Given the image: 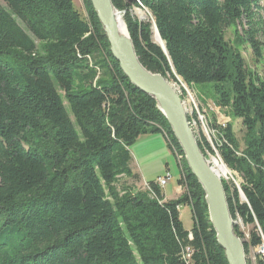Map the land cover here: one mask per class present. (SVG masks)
<instances>
[{"label": "trees", "instance_id": "trees-1", "mask_svg": "<svg viewBox=\"0 0 264 264\" xmlns=\"http://www.w3.org/2000/svg\"><path fill=\"white\" fill-rule=\"evenodd\" d=\"M111 2L147 70L207 89L241 121L242 149L231 123L210 126L222 162L242 179L240 191L222 182L248 238L234 232L245 254L255 251L264 238V0ZM82 4L86 16L72 0L0 2V264H228L167 119L123 74L90 0ZM133 5L152 22L134 18ZM237 24L232 45L225 32ZM150 133L164 135L176 158L185 189L175 200L155 181L137 189L129 147ZM198 147L213 153L205 138ZM181 206L190 207V230Z\"/></svg>", "mask_w": 264, "mask_h": 264}, {"label": "water", "instance_id": "water-1", "mask_svg": "<svg viewBox=\"0 0 264 264\" xmlns=\"http://www.w3.org/2000/svg\"><path fill=\"white\" fill-rule=\"evenodd\" d=\"M90 3L102 26L110 53L123 74L131 84L156 101L160 112L167 119L172 133L184 153L189 170L204 192L209 221L227 263L247 264L243 248L244 241L234 232L237 222L230 215L221 178L214 173L208 160L200 151L188 126L187 113L179 95L166 78L161 74L147 70L140 63L127 28L125 36L119 32L116 21L119 17L123 18L124 12L115 9L111 0H90ZM154 28L159 36L156 27ZM160 47L167 54L163 41ZM240 198L245 201L241 192Z\"/></svg>", "mask_w": 264, "mask_h": 264}, {"label": "rangeland", "instance_id": "rangeland-1", "mask_svg": "<svg viewBox=\"0 0 264 264\" xmlns=\"http://www.w3.org/2000/svg\"><path fill=\"white\" fill-rule=\"evenodd\" d=\"M72 2L74 4V7L80 12V14H82V16H86L82 0H72ZM130 13L139 22H152V17L150 13L141 7H136L134 5L131 6ZM152 30L154 31V25H152ZM235 30H237L238 34L240 35L242 26L240 24H237L236 27H229L225 32L226 39L232 45L236 44L235 41L237 36L235 34ZM153 41L156 43L154 38ZM262 41L264 42V38H262ZM239 50L242 53L246 66L249 69H256L253 63V56L250 47L247 44H243L239 46ZM257 69L260 72L259 66ZM177 79L178 81H174L173 79L167 78V81L170 83L172 88L176 91L180 99L183 101V106L187 113L188 126L194 136V139L198 144L200 139L205 138L209 145L213 146V153L211 154L206 151L204 157L208 160L211 167L212 158L219 160V162H221L228 170L226 176L220 177L221 181L232 183L240 191V184L242 182V179L237 172L230 170L222 162L216 148V144L219 143L217 130L210 126V121L214 119L215 123L221 126H224L226 123H231L238 145L242 149L245 146V130L241 124V121L238 119H234L228 109H220L219 107L214 106L211 94L207 89H201V87L197 85L188 86L180 78ZM67 110L70 116L72 117L69 108H67ZM190 112L192 118L188 120V114ZM144 144L146 145V147L149 146V148L142 150V154L141 156H139V160H137V163L135 161L134 169L136 171L141 169L142 171L151 175L155 180L158 179L157 176L164 177L168 173L170 178L169 181L166 183L167 194L173 195L175 193L176 195L178 193L179 188V186L177 188L179 170L176 158L167 146L166 138L161 133H150L140 135L136 139V141L129 147V149H134V146L142 147ZM179 216L184 228L186 230H190L192 226L190 207L181 206L179 208ZM236 222L240 230L244 233L245 238L247 239L248 227H245L242 224L241 220L236 219ZM245 258L247 264H255L254 250L251 249L248 254H245Z\"/></svg>", "mask_w": 264, "mask_h": 264}, {"label": "crops", "instance_id": "crops-1", "mask_svg": "<svg viewBox=\"0 0 264 264\" xmlns=\"http://www.w3.org/2000/svg\"><path fill=\"white\" fill-rule=\"evenodd\" d=\"M147 148H149V146L146 147V145L144 144L142 147L134 146V149L133 148H132V150L129 149L131 157H132V162H131L130 167H131V169L133 171H135L139 175V180L136 183L137 189H142L145 183H148L150 181H156L155 179H153V177L151 175H149L148 173L142 171L141 169H139L137 171L134 169L135 161L137 163V160H139V156H141V154H142V150L143 149H147ZM160 177L161 176H157V178H160ZM166 186H167V184L164 186V188H162V192H163L164 198L166 200H175L179 196V193H177V190H176V193H177L176 195H175V193L173 195L172 194H167ZM177 188H178V185H177Z\"/></svg>", "mask_w": 264, "mask_h": 264}, {"label": "bare ground", "instance_id": "bare-ground-1", "mask_svg": "<svg viewBox=\"0 0 264 264\" xmlns=\"http://www.w3.org/2000/svg\"><path fill=\"white\" fill-rule=\"evenodd\" d=\"M116 23H117V28H118V30H119V32L122 34V35H126V27H125V24H124V22H123V19H122V17H119V18H117V21H116ZM155 27V26H154ZM153 38H154V40L156 41V43L160 46H162V40L159 38V36H158V34L155 32V28H154V31H153ZM176 78H178V77H176ZM167 79V78H166ZM177 81H178V79H177ZM180 89V88H179ZM182 103H183V101H182ZM190 118H192V116H191V112L188 114V120L190 119ZM196 120V119H195ZM191 121V120H190ZM215 132V131H214ZM211 148H213V146H211ZM203 154V153H202ZM204 155V154H203ZM211 164H212V170L214 171V173L215 174H217V176H219V177H224V176H226V174L228 173V170L226 169V167L221 163V162H219V160H217V159H215V158H212L211 159ZM145 185H148L147 183H145L144 184V186L143 187H145ZM149 186V185H148ZM161 189L162 188H164V187H160ZM254 254H255V256L257 255V256H260L261 257V255H260V252L258 251V247H257V249L254 251Z\"/></svg>", "mask_w": 264, "mask_h": 264}, {"label": "built area", "instance_id": "built-area-1", "mask_svg": "<svg viewBox=\"0 0 264 264\" xmlns=\"http://www.w3.org/2000/svg\"><path fill=\"white\" fill-rule=\"evenodd\" d=\"M169 178H170V176H169V174L167 173L166 176L161 177V178H158V179L155 181V183H156L159 187H164V186L166 185V183L169 181ZM184 189H185V188H184L183 186H179V188H178V193L181 194V192H183ZM144 190H146V191L149 192V191H150V187H149L148 185H145ZM258 232H259V231H258ZM259 233H260V232H259ZM261 238H262V241H261L260 245L258 246V251L260 252L261 259H262V261L264 262V238H263V237H261ZM187 256H189V255H187Z\"/></svg>", "mask_w": 264, "mask_h": 264}]
</instances>
